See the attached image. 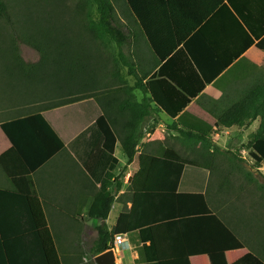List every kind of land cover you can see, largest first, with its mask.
Masks as SVG:
<instances>
[{"label": "trees", "instance_id": "obj_1", "mask_svg": "<svg viewBox=\"0 0 264 264\" xmlns=\"http://www.w3.org/2000/svg\"><path fill=\"white\" fill-rule=\"evenodd\" d=\"M115 1L119 2L79 0L77 26L78 30L82 28L83 35L58 41L59 52L50 51L52 46H48L41 36L34 35L43 41L21 35L24 42L41 56L31 69L38 68L39 73L43 68L51 69L48 79L44 74L43 79L38 76L35 82L36 85L49 83L50 93L41 109L1 125L12 142V148L0 156V165L14 189H0V264H9L4 244L12 239L18 240L14 249H20L19 253L25 255L21 257V260H27L24 264H65L44 205L34 192L31 176L67 144L92 180L100 184L88 211L89 219L103 221L97 226L94 255L112 249L117 235L138 232L143 261L136 264H160L153 226L179 218L204 216L210 206L232 233L252 249L232 264H264V186L256 185L250 173L244 174L246 181L233 180L242 167L238 163L241 158L231 147L222 149L212 141L210 132L198 129V134L190 133V142L194 143L192 157L183 156L174 148L155 154L140 150L143 138L140 133L124 137L114 134L108 123V97L111 100L123 93L134 99L132 91L138 89L144 79H139L129 64L130 59L137 58L135 49L130 52V58L122 52L111 54L110 48L113 45L119 50L127 45L131 47L142 34L159 61L165 58L155 38L154 26L147 22L152 15L147 19L146 9L139 6V0H124L126 23H122L117 15ZM0 17L10 22L8 0H0ZM36 21L39 20L35 16L31 23L36 25ZM14 49L15 66L29 75L31 69L22 67L29 64L18 53L16 45ZM109 63H112L110 82ZM125 66H129L130 74L136 78L133 87L128 83L126 88L122 86L124 74L121 70ZM249 97H257V103H250ZM257 117H261V125L251 141L249 155L256 167H260L264 162L263 84L253 86L240 102L217 111L213 126H245ZM118 140L128 164L133 163L139 154V168L129 178L131 207L123 210L110 228L106 220L123 186L122 177L115 172L119 167V158L115 155ZM210 175L214 177L212 181ZM254 184L255 187H251ZM215 187L230 195L236 193V203H249L251 217L247 223L242 224V217L239 220L229 217L230 209L224 206L226 203L212 204L209 194ZM230 195L227 201L233 205ZM180 198L186 199V205L190 203L187 209L180 206ZM246 205L243 206L245 209ZM185 212L187 215L183 216ZM207 226L214 241L207 244L208 248L220 250L227 246L219 227L213 223Z\"/></svg>", "mask_w": 264, "mask_h": 264}, {"label": "crops", "instance_id": "obj_2", "mask_svg": "<svg viewBox=\"0 0 264 264\" xmlns=\"http://www.w3.org/2000/svg\"><path fill=\"white\" fill-rule=\"evenodd\" d=\"M139 6L146 9L147 19L152 15V19L147 22L154 26L152 29L155 38L159 41L161 54L165 58L159 61L135 27L140 37L136 44H131L129 52L133 53L135 49L137 58L130 59L129 64L137 72L139 79L144 81L138 89L132 91L134 99L123 93L111 100L108 97V123L114 134L124 137L130 133H140L143 137L139 146L141 151L148 150L146 144L150 141H156L159 144L156 149L160 150L166 137H172L171 140H178L185 147L193 148L190 133L198 134V129L210 132L212 141L222 149L230 147V138H237L240 147L246 139L252 140L261 125V117L248 125L230 128L213 126V118L217 111L240 102L253 86L259 83L264 85V0H139ZM211 7L214 8L211 10ZM123 22L127 21L123 19ZM129 71V66H125L123 88L127 87V83L133 87L136 82L135 76ZM249 98L250 103L258 101L257 97ZM30 114L33 112H18L0 118V156L12 148L11 140L1 127L2 123ZM235 149L234 143L232 150ZM120 153H123L122 159L119 157ZM115 155L119 158V166L135 165L139 168V154L133 163L128 164L120 140L116 144ZM59 168L65 172L70 171L73 177L69 183L62 178L64 188H58V181L51 177L54 170ZM212 177L209 176L210 181L213 180ZM31 179L34 192L44 205L48 221L49 213L70 218L75 214L78 217H74L75 220H86L90 205L100 188V184L92 180L68 144L34 172ZM0 189H14L1 165ZM234 194H227L226 190L221 192L215 187L210 191L209 199L214 205L226 203L224 206L230 209L229 217L239 220L240 216L243 224L245 217H251L249 203L245 204V209L244 203H236ZM229 195L233 205L227 201ZM118 199L119 197L112 207H115L116 212L113 221H109V218L106 220L110 228L116 224L120 213L131 207V203L126 207L125 201L118 202ZM111 213L112 210L110 215ZM189 219L197 224L192 229L194 243L190 241V252L184 256L186 264H232L244 254V249H248L211 208L204 216ZM97 221L99 225L103 223L101 220ZM179 221L177 219L174 223ZM211 223L219 227V233L227 234L233 246H224L220 250L208 248L207 244L214 243L207 226ZM122 235L127 238L122 246L127 252L130 248V234ZM8 244L12 248L13 261ZM17 244L16 239L4 244L9 264L27 262L24 258L21 260L25 255L19 253L20 249H14ZM157 250L161 261L159 249ZM233 252L238 255L231 256L230 260L224 259ZM121 262L119 259L118 263ZM136 263L138 262L134 264Z\"/></svg>", "mask_w": 264, "mask_h": 264}, {"label": "rangeland", "instance_id": "obj_3", "mask_svg": "<svg viewBox=\"0 0 264 264\" xmlns=\"http://www.w3.org/2000/svg\"><path fill=\"white\" fill-rule=\"evenodd\" d=\"M78 3L79 0H56V3L53 0H8L10 22L0 17V118L6 115H15L18 112H34L41 109L46 103V95L50 93V84L47 83L46 85L45 82H42L41 85H36L35 82L38 76L43 79L44 74L47 75L46 79H48V75L51 74V69L43 68L40 70V73L38 68L31 69L33 64L40 61L41 56L35 48L24 42L21 35L23 34L27 37H35L34 35L41 36L46 40L48 46H52L50 51L59 52L57 48L58 41H63L66 37L74 36L77 39L79 35H83L82 28L80 27L78 30L77 26V22H79V15L77 14ZM115 4H117V15L122 23H124L123 19L127 21L125 15L127 12L125 11L124 13L123 11L125 1H115ZM35 16L36 20H39L41 23L39 21H36L38 22L36 25L33 22L31 23ZM95 18H97V15H95ZM76 29L80 34L77 33ZM36 39L42 40L41 38ZM15 45L18 47V53L21 54L25 63L29 64V66H22L23 68L31 69L29 75L21 70V67L15 66L14 64L13 59L16 53L14 49ZM129 49L130 45L124 46L121 50L113 45V48H110V53L114 54L115 52V54H118L122 52L129 55ZM54 55H57V53ZM108 70V82H110L112 63H109ZM124 70L125 67L121 70L122 74H125ZM145 139H148V137H145ZM171 139L172 137H166L163 141L164 144L160 145V150L156 149L159 145L156 141L147 142L146 149L155 154H162L166 150V147L169 146L183 156L192 157V147H185L178 140L173 141ZM251 141L250 139H246L242 147L238 146L237 138H230L228 141L231 148L234 143L236 144V149L233 151L241 158V161L238 162L242 167L241 172L235 173L237 177H233V180L235 179L237 182H240L237 180L239 178L240 180L246 181L244 174L250 173L256 185L260 184L264 186V162L260 167H256L255 161L249 155ZM119 157L122 159L124 157L123 153H120ZM137 170L138 167L135 165H126L125 167L119 166L116 172L117 175L122 177L123 181L122 190L118 194V202L125 201L126 207L130 206L129 200L131 198L128 177L134 175ZM71 176L70 171L67 170L65 172V170L60 168L55 169L51 175L55 181H58V188H64V184L61 183L62 178L69 183L73 180ZM255 184L251 185V187L254 188ZM179 200V204L183 209H187L188 205L190 206V203L186 205L185 198H180ZM208 207L210 208V206ZM114 209L115 207L112 209L109 221H113L116 215ZM78 212L80 214V210ZM185 215L187 213L183 216ZM49 217L52 233L57 241V246L65 264L69 262L71 264H104L103 260L97 257L101 253L94 255V248L97 241V226L99 225L97 220L86 218V220L78 221L74 219V217L78 219L75 214L73 218H70L69 216L65 217L63 215L49 213ZM248 219L245 217L246 223ZM178 220L180 221L177 223L170 221L155 225L152 228L156 247L159 249L161 264H186L184 256L190 252V241L194 243L192 229L196 227L197 223L190 221L189 218ZM224 237L227 246H233V242L228 238L227 234L224 233ZM129 244L130 248L127 250L128 253L125 249L123 250L122 246L120 253L117 254L115 252L116 264H119V259L122 261L121 264H134L135 262L143 261L138 232L129 235ZM8 250L13 261V256L11 255L12 248L9 244ZM249 250H252L250 246L242 252L245 254ZM237 255V252H233L224 259L230 260L231 256L236 257Z\"/></svg>", "mask_w": 264, "mask_h": 264}, {"label": "water", "instance_id": "obj_4", "mask_svg": "<svg viewBox=\"0 0 264 264\" xmlns=\"http://www.w3.org/2000/svg\"><path fill=\"white\" fill-rule=\"evenodd\" d=\"M99 259H102L104 264H116L115 262V251L114 249H109L104 253H101L97 256Z\"/></svg>", "mask_w": 264, "mask_h": 264}, {"label": "built area", "instance_id": "obj_5", "mask_svg": "<svg viewBox=\"0 0 264 264\" xmlns=\"http://www.w3.org/2000/svg\"><path fill=\"white\" fill-rule=\"evenodd\" d=\"M126 242H127V238L124 235H117L113 243L114 251L117 250V252L119 253L121 246H123V244H125Z\"/></svg>", "mask_w": 264, "mask_h": 264}]
</instances>
